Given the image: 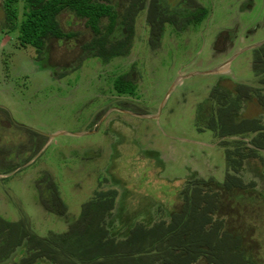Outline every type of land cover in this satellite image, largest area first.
I'll use <instances>...</instances> for the list:
<instances>
[{
  "label": "rangeland",
  "instance_id": "obj_1",
  "mask_svg": "<svg viewBox=\"0 0 264 264\" xmlns=\"http://www.w3.org/2000/svg\"><path fill=\"white\" fill-rule=\"evenodd\" d=\"M179 1L160 3L168 14L171 8L205 7L204 20L195 26L181 19L176 26L166 24L158 43L150 42L151 29L142 11L129 54L105 64L86 57L82 46L92 33L83 20L67 12L60 14V24L64 31L76 32L75 38L48 39L40 56L29 45H17L18 22H14L22 18L23 5L17 4L15 19L9 20L11 12L7 17L0 0V106L44 135L41 152L23 174L18 173L25 183L17 181L19 176L12 185L20 192H15L17 209L31 213L37 234L46 235L49 229L63 232L65 226L63 217L48 216L40 207L34 210L33 200L25 203L21 196L39 179L38 169L51 171L69 223L99 181L104 190L116 189L119 194L109 223L115 228L177 210L178 193L192 174L223 180L224 147L204 129L200 105L221 76L255 83L251 51L264 43V0H193L182 7ZM126 2L112 0L119 11ZM134 63L141 72V76L131 73L138 80L135 109L123 114L115 104L127 99L116 98L113 80ZM114 118L128 127L111 121ZM233 139L241 138L227 140ZM144 149L156 151L159 158L148 154V160L143 159ZM244 168L241 176L257 181L260 196L256 203L228 205L222 214L228 229L242 236L248 255L264 264V162L250 160ZM0 197V207H5ZM15 208L7 205L6 214L17 217Z\"/></svg>",
  "mask_w": 264,
  "mask_h": 264
},
{
  "label": "trees",
  "instance_id": "obj_2",
  "mask_svg": "<svg viewBox=\"0 0 264 264\" xmlns=\"http://www.w3.org/2000/svg\"><path fill=\"white\" fill-rule=\"evenodd\" d=\"M20 1L23 16L14 22H18L17 45H29L40 56L48 39L75 38L76 32H66L60 24V14L67 12L83 20L92 33V38L82 46L86 57L105 64L129 54L135 23L142 11L151 29L150 42L157 43L166 24L176 26L181 19L195 26L207 15L205 7L181 6L193 0L179 1L182 8H171V14L161 0H127L121 11L112 0H3L4 13L7 17L9 12L12 15L9 20L15 19ZM13 29L12 26L8 32ZM251 52L255 83L239 86L264 104V43ZM135 86L124 76L113 80L116 94L133 95ZM214 93L215 112L206 129L224 147L226 167L222 181L192 174L178 193L181 204L177 210L151 218L149 214L148 222L140 220L118 228L109 223L119 193L114 188L102 189L103 183L99 181L68 231L40 240V246L71 251L73 264H256L246 252L242 236L228 229L222 212L228 205L256 203V196H260L256 194L257 181H245L241 173L250 160L264 162V118L242 114L246 93H228L221 87L214 89ZM236 137L241 139L227 140ZM261 198L264 200V193Z\"/></svg>",
  "mask_w": 264,
  "mask_h": 264
},
{
  "label": "flooded vegetation",
  "instance_id": "obj_3",
  "mask_svg": "<svg viewBox=\"0 0 264 264\" xmlns=\"http://www.w3.org/2000/svg\"><path fill=\"white\" fill-rule=\"evenodd\" d=\"M35 60L41 62L40 58ZM130 66L128 71L119 73V76H124L133 84H136L138 80L133 79L131 73L141 76V72H138L135 63ZM241 84L254 85L240 83L230 77L221 76L209 87V94L200 105L202 106V124L205 130L212 123L215 101L217 99L213 91L219 87L224 88L228 93H246L242 114L248 118H264V104L255 95H249L248 92L244 91L239 86ZM115 96L119 99H127V102H122L123 104H115L120 113L128 114L131 110L134 111V95L115 94ZM128 103H130L129 106H127ZM101 108L104 107L102 106ZM108 110L100 118L104 117ZM111 121L124 126L122 120L114 118ZM125 124L126 126L124 127H128L127 123ZM43 138L44 135L40 132L16 121L8 107L0 106V194L3 195V200L7 205L16 206L15 211L19 214L17 217L7 215V205L0 207V264H73L71 251L49 249L46 244H44V247L40 246V240H46L47 237H51L57 232L49 229L46 235L37 234V229L33 225V218L29 217L31 213L28 210L24 212L21 209V211L17 209L18 206L14 199L16 198L15 192L19 191L16 188V191L13 190V180L15 177L20 176L19 172L22 171L23 174L25 172L24 167L30 166L34 157L41 152L44 145L41 142ZM142 151H144V154L140 155L143 159L148 160V154L159 158L156 151L145 149ZM106 168L101 169V171L105 172ZM37 173L39 179L34 182L35 184L30 187L26 186L27 191L23 190L21 192L24 202L27 203L26 201L31 199L33 200V206L31 207L34 210L40 207L48 216L59 215L61 218L63 217L65 225L63 232L68 231L73 221L69 223V220H67L66 205L61 201L60 196L58 197L57 195L58 186L53 179L51 171L42 168L38 169ZM17 181L24 182L21 180V176ZM29 189H33L30 194ZM26 194H29L28 197ZM1 200L2 197H0V203H2Z\"/></svg>",
  "mask_w": 264,
  "mask_h": 264
}]
</instances>
